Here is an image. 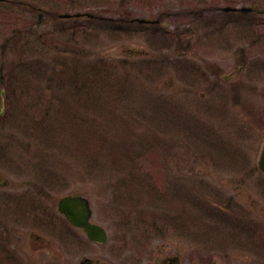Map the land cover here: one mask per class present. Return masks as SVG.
Here are the masks:
<instances>
[{
	"label": "rangeland",
	"instance_id": "obj_1",
	"mask_svg": "<svg viewBox=\"0 0 264 264\" xmlns=\"http://www.w3.org/2000/svg\"><path fill=\"white\" fill-rule=\"evenodd\" d=\"M11 1L0 3V178L33 179L45 210L83 193L120 243L147 240L192 264H264V14L214 8L256 0ZM79 9L107 20L57 16ZM163 11L156 26L109 23ZM243 62L238 88L223 75Z\"/></svg>",
	"mask_w": 264,
	"mask_h": 264
},
{
	"label": "flooded vegetation",
	"instance_id": "obj_2",
	"mask_svg": "<svg viewBox=\"0 0 264 264\" xmlns=\"http://www.w3.org/2000/svg\"><path fill=\"white\" fill-rule=\"evenodd\" d=\"M4 184L7 190L0 193V264L193 263L190 258L189 263L183 260L180 250L166 253L147 240L117 242L110 228H105L109 239L102 242L91 237L86 228H64L62 224L33 227V183L24 184L23 191L16 183L4 180ZM23 213L28 228L21 226ZM39 251L42 255L37 257Z\"/></svg>",
	"mask_w": 264,
	"mask_h": 264
},
{
	"label": "water",
	"instance_id": "obj_3",
	"mask_svg": "<svg viewBox=\"0 0 264 264\" xmlns=\"http://www.w3.org/2000/svg\"><path fill=\"white\" fill-rule=\"evenodd\" d=\"M243 9L248 10L247 7ZM259 166L264 170V146L260 155ZM59 208L73 223L83 225L86 228H98L87 221L89 210L86 198L80 196H66L60 200Z\"/></svg>",
	"mask_w": 264,
	"mask_h": 264
}]
</instances>
